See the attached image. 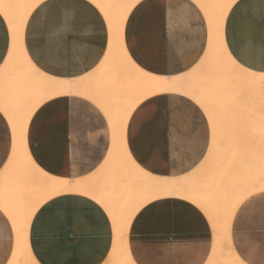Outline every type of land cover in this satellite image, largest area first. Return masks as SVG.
<instances>
[{
	"label": "crops",
	"instance_id": "0c3cea01",
	"mask_svg": "<svg viewBox=\"0 0 264 264\" xmlns=\"http://www.w3.org/2000/svg\"><path fill=\"white\" fill-rule=\"evenodd\" d=\"M222 39L240 66L264 73V0H237L226 16ZM122 42L127 56L145 73L178 76L192 70L204 56L209 30L190 0H139L124 22ZM107 45L106 21L88 0H44L26 21V55L50 77L80 80L89 76ZM9 49V29L0 13V72ZM244 137L253 145L264 139V124L247 130ZM12 143L11 129L0 111V172ZM109 145L105 115L81 96L46 100L33 112L26 130L32 161L56 178L78 180L91 175L105 160ZM126 145L145 172L161 178L182 177L193 172L208 152L209 122L184 96L154 95L132 112ZM56 197L44 202L31 220L33 259L38 264H104L112 244L111 222L104 209L83 195ZM230 230L240 260L264 264V190L238 206ZM13 236L11 223L0 210V264L10 263ZM129 249L134 264H206L212 231L204 213L193 204L173 197L158 199L134 216Z\"/></svg>",
	"mask_w": 264,
	"mask_h": 264
},
{
	"label": "bare ground",
	"instance_id": "6f19581e",
	"mask_svg": "<svg viewBox=\"0 0 264 264\" xmlns=\"http://www.w3.org/2000/svg\"><path fill=\"white\" fill-rule=\"evenodd\" d=\"M43 1L0 0V13L10 37L9 53L0 72V111L13 139L8 162L0 172V210L9 219L14 235L9 264H38L29 248L31 220L44 202L70 193L91 198L110 219L112 244L104 264H134L129 253L134 216L146 204L170 197L193 204L208 219L212 250L206 264H244L232 247L230 225L238 206L264 190V139L254 143L258 146L254 148L244 137L247 130L264 124V73L240 66L223 43V25L237 0H190L206 20L208 46L192 70L169 77L145 73L125 52L124 22L139 0H88L106 21L108 45L99 66L80 80L50 77L26 55V21ZM166 93L191 100L204 112L210 126L205 158L182 177L161 178L145 172L126 145L127 125L134 109L146 98ZM62 95L91 100L108 123L107 156L84 179L46 174L32 161L26 147L33 112L46 100Z\"/></svg>",
	"mask_w": 264,
	"mask_h": 264
}]
</instances>
